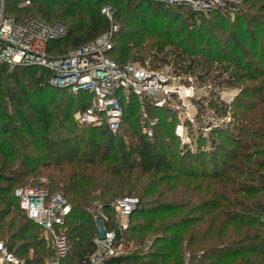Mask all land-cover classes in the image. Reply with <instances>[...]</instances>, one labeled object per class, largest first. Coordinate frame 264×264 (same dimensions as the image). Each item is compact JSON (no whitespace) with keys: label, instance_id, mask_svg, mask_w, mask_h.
I'll list each match as a JSON object with an SVG mask.
<instances>
[{"label":"trees","instance_id":"obj_1","mask_svg":"<svg viewBox=\"0 0 264 264\" xmlns=\"http://www.w3.org/2000/svg\"><path fill=\"white\" fill-rule=\"evenodd\" d=\"M23 1L6 0V15H32L69 29L65 39L48 44L49 55H66L114 24L110 60L122 67L134 56L150 55V70L170 66L176 76L211 84L209 97L195 101L201 112L196 121L201 124L202 113L210 111L219 122L207 123V133L198 128L191 143L182 144L175 133L177 112L145 99L148 115L157 120L149 138L140 129V101L133 95L117 133L86 126L91 157L73 155L71 164L102 171H72L63 191L45 188L61 192L70 205L64 233L71 250L60 264L89 263L98 237L89 209L98 203L106 215L104 229L126 250L102 264H264V0H244L234 15L213 12L198 27L195 14L151 0H29V7L19 8ZM105 6L115 10L113 23L101 13ZM51 77L44 68L9 72L0 65V238L27 264H44L53 249L45 248L41 228L25 214L5 221L13 202L19 208V187L13 188L30 162L45 160L33 150L54 158L72 140L78 150L82 139L72 117L90 101L86 93L51 86ZM233 89L240 92L232 102L220 99L221 91ZM228 115L229 122L223 121ZM126 136L134 139L129 145ZM36 137L38 146L28 140ZM21 143L27 150H20ZM15 160L17 169L11 166ZM125 198L138 203L120 231L111 205Z\"/></svg>","mask_w":264,"mask_h":264},{"label":"built area","instance_id":"obj_2","mask_svg":"<svg viewBox=\"0 0 264 264\" xmlns=\"http://www.w3.org/2000/svg\"><path fill=\"white\" fill-rule=\"evenodd\" d=\"M148 1V0H143ZM161 3L165 8H181L196 16L207 17L213 12L234 15L242 0H151ZM21 8L29 7L30 1L21 3ZM6 0H0V65H6L8 71L15 67H39L48 70L52 77L49 84L67 89L73 94L90 95L88 106L78 111L74 117L78 126L106 127L115 134L123 121V106L134 95L139 98L140 127L142 133L152 137L157 120L149 117L144 100L147 99L156 108L169 106L178 113L185 107L189 97L197 89L191 77L176 76L165 69L150 70L131 62L120 67L106 54L111 50V39L118 26L112 24L110 31L94 41L69 51L66 55L53 57L48 54L47 46L51 41L65 39L69 29L62 23L49 24L39 18L28 15L15 19L6 15ZM101 13L113 23L115 10L110 6L101 9ZM184 78V79H183ZM57 82V83H55ZM176 102L175 104H171ZM177 113V114H178ZM184 125V124H183ZM176 126V135L183 144L182 128ZM20 210L37 224L45 233L53 249V256L44 264H60L70 253V245L65 235V219L70 213V205L62 193L50 194L39 186L19 187L14 191ZM138 201L125 198L114 202V212L126 221L118 222L120 231L128 227L129 216L135 210ZM94 211V213H93ZM94 220L101 227L96 239V251L88 264H102L104 259L120 254L115 246L116 234L104 229L106 217L100 205L90 207ZM120 218V219H122ZM0 264H27L25 260L12 254L3 241H0Z\"/></svg>","mask_w":264,"mask_h":264},{"label":"rangeland","instance_id":"obj_3","mask_svg":"<svg viewBox=\"0 0 264 264\" xmlns=\"http://www.w3.org/2000/svg\"><path fill=\"white\" fill-rule=\"evenodd\" d=\"M243 1L244 0H242L240 6L243 4ZM20 5H21V3L19 4V8H21ZM200 18L207 19V18H209V16H207V17H203V16L201 17V16H198V15L195 16V23H194L195 27H198L200 25ZM229 18H234V17L229 16ZM128 62H131V63H133L135 65H138V66H142V67L147 68V69H152L153 68L152 58H151L150 55L147 56L146 58L142 59V60L140 59V57L134 56L133 57V61H128ZM162 68L163 69L166 68V70L170 71V72L172 71L170 66H165V67H162ZM162 68H160V69H162ZM12 71H10V72H12ZM183 77L185 79L187 78L186 76H183ZM192 80H193V85H194V87L197 90L194 91L193 97H189L186 100L185 107L181 108L179 110L181 113L177 112L178 113L177 122H179L178 124H180V123L182 125L184 124L183 128H182V133H183V137H184L183 139L185 140L184 143H186V144H190L191 143L190 137L194 136L195 133H197L198 128L202 127V130L204 131V133H207L209 131L207 128H205L207 123H213L215 125L219 124V122L216 121V118L212 117V114H211L210 111H206L205 113H202L203 117L200 118V119L203 118L201 124L196 121L198 116H200L201 112L199 114L198 106L195 105V101L197 102L198 100H201V99H204V98L207 99L209 97V91L213 88V86L211 84H209V85H206V84L200 85L193 78H192ZM55 83H57V82H55ZM55 88H57V87H55ZM239 92H240V90H238V89L223 90V91L220 92V99L223 100L225 103H230V102L233 101L232 99H234L235 96L237 94H239ZM69 93H71V92H69ZM71 94L72 95H76V94H73V93H71ZM175 103L176 102H172L171 104L173 105ZM206 104L207 103L205 102L204 105L206 106ZM77 112H78V110L75 113H73L72 119H73V123H74L73 124L74 128H77L79 130V132H80L78 134V137L82 139V142H80V144H78L79 145L78 150H73L72 149V143H74L73 140H72V142H69L68 144H66V148L64 146V149L60 150V152H59L60 155L59 156L54 157V158L53 157L50 158L48 156L42 155L43 153H41L39 148L37 150H33L35 152V155H36L35 158L42 157V159H45V160H43L41 162H38V163H34L33 161L30 162L33 165L30 164V166H28L26 168V170H25V172H27L28 174L25 175L22 178V182L19 185L14 186L13 189H15L16 187H26V186H37V185H39V187L41 186L42 188H47V189L51 188L52 190L58 189V190L63 191V189H61L64 186L63 185V183H64L63 180L68 179L70 177V174H71L72 171H102L103 167H101V166H97V167H94L92 169V168H90L89 166H86V165L77 167V166H73L71 164V163H75L74 159L73 160L70 159L71 156H73V155L76 158H78L80 156H82L83 158H90L91 157V154H90L91 149L89 147V144H87L88 143V138H86L87 135L84 134V133H87L88 131L83 130L84 128H88V127H86V126H78L75 123L74 117H75ZM228 118H229V115L225 119H223V121L229 122ZM220 122H222V120ZM185 123H188V125L186 126ZM139 125H140V122H139ZM140 129H141V127H140ZM40 135H41V132H40ZM47 135L49 136V134H47ZM126 137H127L125 139L126 140L125 141L126 145H129L130 141H134L133 138H130V137L128 138V136H126ZM28 140H30L29 143H32V144L38 146V142H39V138L38 137H36L35 140H31V139H28ZM19 147H20L21 151H24V148H25L24 143L19 144ZM16 149L18 150V145L15 146V144H14V146H12L11 150H15L16 151ZM31 154L33 155V152H31ZM17 155L20 156L19 153ZM95 159H97V161H98V157L97 156H95ZM21 160H22V158H21ZM12 162L13 163L11 164V166L14 167L15 169L20 167L19 161L15 160V161H12ZM48 163H49L50 167L46 168L45 164H48ZM34 167H36V169H33ZM32 171H34L35 173H32ZM56 193H59V192H56ZM96 203H98V202H96ZM94 205H99V203L98 204H94ZM10 209L13 212L9 215L8 219L5 220V221H9L11 218H13V216H15L16 213L18 215V218H21L22 220L24 219V217H25L24 213L21 212L18 207H16V203L15 202H13V206L10 207ZM93 213H94V211H93ZM91 215H92V213H91ZM104 216L106 217V215H104ZM121 216L122 215H118V214L115 213V219H117V222H120V220L122 222L126 221V218L125 217L122 218ZM120 218H122V219H120ZM5 223H8V222H5ZM95 223H96V227H97V232H98V234H100L101 227H100L99 224L97 225L96 221H95ZM129 223H130V216H129L128 226H129ZM38 234H39L40 237L43 238V240L45 242V244H44L45 248L46 249H51L50 241L46 237L45 233L41 229H38ZM0 240L3 241L4 243H6L5 242L6 241L5 237L0 238ZM129 245H131V247L133 248V243H131ZM124 247L125 246L122 243L119 246V250L118 251L121 252V253L125 252L126 250H125ZM126 249H129V248H126ZM147 250H148V246H147V248H145L144 251L147 252ZM30 255H31V251H29V253H28V256H30ZM46 259H48V258H46ZM46 259H44V261ZM70 259H71V257H70Z\"/></svg>","mask_w":264,"mask_h":264}]
</instances>
